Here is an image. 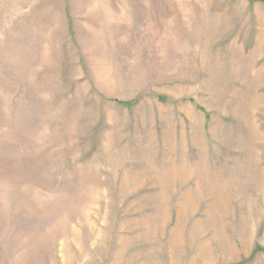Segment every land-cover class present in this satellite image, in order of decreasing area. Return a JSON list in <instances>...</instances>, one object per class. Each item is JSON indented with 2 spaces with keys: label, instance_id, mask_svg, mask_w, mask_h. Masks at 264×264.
<instances>
[{
  "label": "rangeland",
  "instance_id": "rangeland-1",
  "mask_svg": "<svg viewBox=\"0 0 264 264\" xmlns=\"http://www.w3.org/2000/svg\"><path fill=\"white\" fill-rule=\"evenodd\" d=\"M0 264H264V0H0Z\"/></svg>",
  "mask_w": 264,
  "mask_h": 264
}]
</instances>
